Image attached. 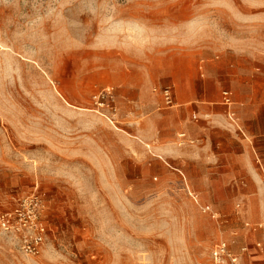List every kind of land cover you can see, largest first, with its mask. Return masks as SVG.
I'll list each match as a JSON object with an SVG mask.
<instances>
[{
  "label": "rangeland",
  "instance_id": "1",
  "mask_svg": "<svg viewBox=\"0 0 264 264\" xmlns=\"http://www.w3.org/2000/svg\"><path fill=\"white\" fill-rule=\"evenodd\" d=\"M255 116L264 0H0V208L39 193L49 225L34 257L0 231V264H208L220 239L248 263L264 189L205 150Z\"/></svg>",
  "mask_w": 264,
  "mask_h": 264
},
{
  "label": "built area",
  "instance_id": "2",
  "mask_svg": "<svg viewBox=\"0 0 264 264\" xmlns=\"http://www.w3.org/2000/svg\"><path fill=\"white\" fill-rule=\"evenodd\" d=\"M198 68L203 74L204 64L200 63ZM162 95L167 105L173 104V94L170 88H165ZM220 102L227 106L228 117L236 122V111L232 108L234 105L232 92L222 90ZM194 199L197 201L196 196ZM201 208L204 212H210L215 217L216 214L212 212L210 206L203 205ZM46 216V204L41 194L32 193L22 196L17 198L10 208H0V231L10 236L19 251L26 257H34L41 252L48 235L49 225ZM245 227L253 231H264V221L253 225L245 223ZM255 247L262 248L261 242H256ZM250 248L248 245H244L236 252L231 249L228 241L220 239L211 249L208 264H249L244 260V257L249 253ZM250 255H252L251 252Z\"/></svg>",
  "mask_w": 264,
  "mask_h": 264
},
{
  "label": "crops",
  "instance_id": "3",
  "mask_svg": "<svg viewBox=\"0 0 264 264\" xmlns=\"http://www.w3.org/2000/svg\"><path fill=\"white\" fill-rule=\"evenodd\" d=\"M241 114H244V112H241ZM251 121L252 126L244 125V136H237L236 143L239 148L237 152L224 155L223 152L218 151L215 152L216 154H209V151L205 150V153H207L205 157L210 158L209 161L211 162L214 161V164L224 165L227 163L235 167L239 177L237 185L240 184V189L247 204H249L248 202L251 204L257 203L258 194H262L261 191L264 189V180L260 176L261 170L264 171V125L261 123L262 117L260 116L252 117ZM195 129L193 132L197 133V129ZM224 158L225 160H223ZM259 169H261L260 172ZM213 183L214 181L207 180L204 182L203 187L212 188L214 187ZM256 190H259V193ZM251 254L249 264H264V251L257 249L253 250Z\"/></svg>",
  "mask_w": 264,
  "mask_h": 264
},
{
  "label": "bare ground",
  "instance_id": "4",
  "mask_svg": "<svg viewBox=\"0 0 264 264\" xmlns=\"http://www.w3.org/2000/svg\"><path fill=\"white\" fill-rule=\"evenodd\" d=\"M179 136H186L185 132L179 133Z\"/></svg>",
  "mask_w": 264,
  "mask_h": 264
}]
</instances>
